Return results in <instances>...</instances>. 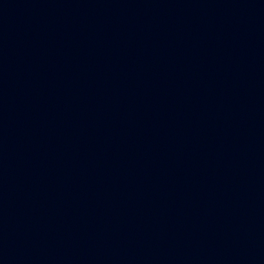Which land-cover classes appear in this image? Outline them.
Here are the masks:
<instances>
[{
	"label": "water",
	"instance_id": "obj_1",
	"mask_svg": "<svg viewBox=\"0 0 264 264\" xmlns=\"http://www.w3.org/2000/svg\"><path fill=\"white\" fill-rule=\"evenodd\" d=\"M0 264H264V67L157 0H0Z\"/></svg>",
	"mask_w": 264,
	"mask_h": 264
}]
</instances>
